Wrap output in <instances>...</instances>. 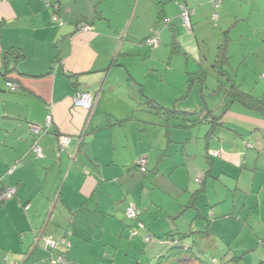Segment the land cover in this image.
Returning <instances> with one entry per match:
<instances>
[{"label": "crops", "instance_id": "obj_1", "mask_svg": "<svg viewBox=\"0 0 264 264\" xmlns=\"http://www.w3.org/2000/svg\"><path fill=\"white\" fill-rule=\"evenodd\" d=\"M215 1L0 0V181L17 189L0 203V264H51L52 252L33 249L39 235L61 250L69 243V264H149L186 233H203L184 243L197 240L216 263L218 254L243 250L234 257L258 252L264 264V117L237 103L210 124L222 98L215 114L188 117L200 122L193 127L184 117L163 122L155 135L166 140L155 141L145 134L163 117L134 114L148 99L183 112L203 108L208 77L218 88L220 45L240 89L264 96V0H220L218 9ZM183 6L193 11L191 31ZM216 28L224 42L215 51ZM82 91L98 97L92 114L74 107ZM49 114V133L35 141L30 125ZM58 135L71 139L63 152ZM140 157L148 159L146 174L135 166ZM130 202L158 242L140 231L130 238Z\"/></svg>", "mask_w": 264, "mask_h": 264}, {"label": "trees", "instance_id": "obj_2", "mask_svg": "<svg viewBox=\"0 0 264 264\" xmlns=\"http://www.w3.org/2000/svg\"><path fill=\"white\" fill-rule=\"evenodd\" d=\"M11 53H8V54H11ZM225 53H226V47H223V45H221L220 49H219V54H218L217 60L215 62V66H216V70L218 72L219 78H218V88L216 89V91L214 93L215 94L223 93L224 94V101L222 103V107H221L222 110H221L220 116L216 117V116L212 115L213 118H212L210 124L214 123L217 118L220 119L221 116L227 110H229L232 105L237 104V103L238 104H242L245 108H247L249 110H252V111L260 113L264 117V96L263 97H256L253 94L248 93V92H244L243 90L240 89V87L235 82L236 81L235 77H233L230 74L229 70L227 69L229 64H228V57H227V55ZM8 56L9 55H6V58H8ZM15 56L20 58V55H19L18 52L15 54ZM6 60H8V59H6ZM10 83L15 85V83H12V82H10ZM8 88H9V86H8ZM13 92H15V91H13ZM82 92H84V91H82ZM85 93H89V92H85ZM202 100H203V106L204 107L200 108L198 111H193L191 113L190 112L178 111L176 109H166V108L162 107L160 104H158L156 101L151 100V99H148L146 101L145 105L148 106L149 112H153L156 115H160L162 117H165V119H166L165 125H168V123L171 120H174V119H176L178 117H184L186 119L185 122L189 123L190 121L187 119L188 117H191V116L194 117L196 115H199L203 110L207 111V113L213 114L212 110L210 111V110L206 109V106H205V93L204 92H202ZM206 120H207V118H206ZM197 123H200V122H197ZM197 123L190 122L187 126L193 127ZM57 140H58V142L60 141V136L59 135L57 136ZM246 146L248 148H253V146L251 144H249V143H247ZM141 158H146L147 159V157H140L136 161L135 166L140 170V172H142L143 174H146V173H148V159H147L146 171L143 172L138 167V161ZM1 182L2 181H0V183ZM3 187H6V185H3ZM132 204L137 208L138 213H139L137 218H135L134 220L133 219H129L128 216H127V210L130 207V205H132ZM54 209H55V207H53L52 210H54ZM141 216H142V212L138 208V206L135 203L130 202L128 204V207L125 210L126 220L129 221L130 223H132V226L130 227V238H133V236L135 234H139V231H140V233L141 232L144 233V235L142 236L143 240H145V237L147 235H150L147 232V230H146L147 227H146L145 223L141 220ZM140 224L143 225V228L139 227ZM195 234L199 235L198 238H200V239L203 236V233H200V234L199 233H191V234L190 233L189 234L186 233V234H181V236L177 235V234L174 235V237H176V236H180V237H178L177 240H175V239L171 240L167 244L164 254L158 256V258L154 261V264H207L202 259V256H204L203 255L204 251L202 250V248H200V244H199V242L197 240L195 241V245H191V246H188V244L184 243V241L188 237H190L191 235L193 236ZM151 236L153 237V240L151 242H149V244L155 242L154 240L156 239L153 235H151ZM262 247L264 248V241L262 242ZM69 253H70V247L65 251L66 264H69ZM243 260H245V258H243V257H234L229 262L230 263L235 262V263L238 264V263H240ZM37 264H41V263L39 262Z\"/></svg>", "mask_w": 264, "mask_h": 264}, {"label": "built area", "instance_id": "obj_3", "mask_svg": "<svg viewBox=\"0 0 264 264\" xmlns=\"http://www.w3.org/2000/svg\"><path fill=\"white\" fill-rule=\"evenodd\" d=\"M46 5H47V7L53 8L56 11L59 9V5L55 4V3L46 2ZM214 7L216 9H218L220 7V0L215 1ZM192 15H193V11L190 10L188 7H185V6L181 7V18L184 22L185 27L189 31L192 30V20H191ZM54 17L57 19L56 16H54ZM218 17H219V15L215 14L213 17V20L217 21ZM79 28L83 32H88L91 30V27L88 25H82V26H79ZM149 44L151 46L157 47L159 45L158 37L156 36V37L151 38L149 40ZM8 86L12 91H16L18 89L16 84L14 85V84L9 83ZM97 102H98V97H96L90 93L79 92L74 97V107L75 108H81V109L85 110L86 112H89L90 114H92ZM51 127H52V118H51L50 114L46 117V122L44 124H41V125L31 124L30 129L32 131L33 136L35 137V141H37L40 138V136H42L43 134L49 133ZM70 142H71L70 137H68V136L61 137L60 141H59L60 152H63L70 145ZM32 151L38 158H43L44 155H43L42 149L39 147V145L37 143H35L32 146ZM212 156L218 157L219 152H212ZM138 167L143 172H145L146 168H147V159L141 158L138 161ZM12 173H13V169L9 170L8 175H11ZM1 183H0V203H4L6 201L13 199L16 196L17 189H16V187H13V186L3 187L4 182L2 181ZM26 210H29V206L26 207ZM138 214L139 213H138L137 208L133 204L130 205V207L127 210L128 218L134 220L135 218H137ZM139 227L143 228V225L140 224ZM39 236H41V235H39ZM152 240H153V237L151 235H147L145 237V241L147 243L151 242ZM41 241L45 242V245L43 246L44 250L52 252V256L49 258V260L51 261V264H66L65 251L70 247L69 244H66L65 250H61L57 246V243L52 241V240H48V239H45L42 237ZM55 252H57V253L54 255L53 253H55ZM19 264H21V263H19Z\"/></svg>", "mask_w": 264, "mask_h": 264}, {"label": "rangeland", "instance_id": "obj_4", "mask_svg": "<svg viewBox=\"0 0 264 264\" xmlns=\"http://www.w3.org/2000/svg\"><path fill=\"white\" fill-rule=\"evenodd\" d=\"M219 14H220V12H218ZM217 25H219L218 23H217ZM208 28L210 29V30H213L214 28H215V25H214V23L213 22H211V23H209L208 25ZM217 29V28H216ZM217 32H215V35L214 34H212V32H211V38H210V46L211 47H213V48H215V51H216V49H217V46L219 45V44H222L224 41L222 40V37L220 36V34L218 35V33H219V30L217 29L216 30ZM239 32V31H238ZM221 33V32H220ZM218 35V36H217ZM234 35H235V33H234ZM232 37V36H231ZM232 39L235 41V39L232 37ZM233 44L234 43H232L231 44V47L233 46ZM221 46V45H220ZM238 49H239V47H238V44H236L235 46H234V49H233V47H232V50H231V56H236L237 58H239V51H238ZM235 54H237V55H235ZM233 56V57H234ZM239 61L240 60H238V59H234V61H233V63L231 64V67H233L234 69H235V66H234V64H236V65H238L239 64ZM229 72H230V74L233 76V77H235L233 74H232V71L230 70V68H229ZM243 77H245V76H243V75H241L240 76V80H242L243 79ZM247 78V77H246ZM254 78V80H256V79H260V76L259 77H256V76H254L253 77ZM180 82V84L182 83V81L180 80L179 81ZM217 87V78L215 77V76H211V77H208V88H209V90L207 91H205L206 92V102H207V104H208V106L209 107H211V109H212V111H214V114H215V112H218V110L219 109H217V108H219L220 107V100L222 99V98H224V94L223 93H219V94H216V95H214V93L213 92H215L216 91V88ZM149 89V88H148ZM150 91L152 92V90L150 89ZM132 92H134V90H132ZM210 92V93H209ZM140 95L142 94V92H141V90H140ZM134 94H137V93H134ZM129 98H130V96H129ZM128 99V98H127ZM131 99V100H130ZM129 99V101H135V99L136 98H134L133 96L131 97ZM206 102H205V106H206V108L208 107L207 106V104H206ZM220 104V105H219ZM140 110V111H139ZM141 110H143V112H141ZM149 111V108H148V106H146L145 104L144 105H142L141 103H138L137 102V105H136V109H135V111H134V114L135 115H139V114H142V113H149L148 112ZM221 113H218V115L217 116H219ZM137 120H141V119H139V118H136ZM156 120H154V124H152V126L150 127V128H148V130L150 129V131L152 130V132H150V133H148V134H145V135H150V137L151 138H154L155 137V141H157V140H163V141H165L166 139L163 137V135H155V129L156 128H160V129H163L164 127H162L163 125H162V123L163 124H165V122H166V119H165V117H163L162 119H163V121H162V119L161 118H155ZM158 119V120H157ZM212 120V119H211ZM173 122H177V121H173ZM135 123H137V122H135ZM140 126V125H139ZM170 126H173V124H171ZM170 133H171V135H172V130H170ZM211 155H212V152H211ZM149 174H151V171L149 172ZM197 182H201L200 180H198ZM155 242L154 243H156V242H158V240L157 239H155L154 240ZM41 245H42V247H43V245H45V242L44 241H41ZM244 250H247V248L246 249H244ZM245 252H243V250H241L239 253H236V254H231V252L228 254V256H224L225 254H218L217 255V258H218V261H219V264H237V263H235V262H233V263H230L229 262V260H230V258L231 257H234L235 255L236 256H241V255H243ZM258 253V252H257ZM257 253L256 254H250V255H248V257H247V259L246 260H244V261H241L240 263H238V264H258L257 262H258V258L256 257V255H257ZM203 255L204 256H202V259L207 263V264H218V263H216L214 260H213V252L211 251V250H207V252L206 253H203ZM149 264H154V262L153 261H151Z\"/></svg>", "mask_w": 264, "mask_h": 264}, {"label": "water", "instance_id": "obj_5", "mask_svg": "<svg viewBox=\"0 0 264 264\" xmlns=\"http://www.w3.org/2000/svg\"><path fill=\"white\" fill-rule=\"evenodd\" d=\"M43 236L41 235V236H39V238L36 240V242H35V244H34V247H33V249L34 250H36L37 248H42L40 245H41V238H42Z\"/></svg>", "mask_w": 264, "mask_h": 264}]
</instances>
